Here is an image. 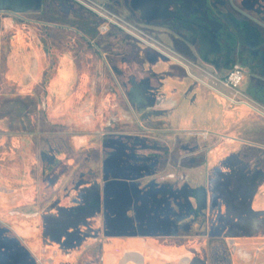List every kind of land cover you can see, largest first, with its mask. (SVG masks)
Listing matches in <instances>:
<instances>
[{"label": "rangeland", "instance_id": "obj_1", "mask_svg": "<svg viewBox=\"0 0 264 264\" xmlns=\"http://www.w3.org/2000/svg\"><path fill=\"white\" fill-rule=\"evenodd\" d=\"M54 3L63 15L72 11L73 3L83 9L74 0H56ZM23 16L31 19L37 17L21 14L3 17L11 20L12 28L8 30L11 31V48L20 51L19 54L11 53L8 56L6 71L21 78V82L23 78L26 80L23 84L10 77L12 82H6L2 80L5 78L4 71L0 73V81L5 86H13V83L15 85L13 90L10 87L6 90L10 99L2 106L7 97L1 96L0 90V264H82L98 258L97 249L112 239L105 223L101 222L96 240L84 241L79 247L71 248L72 250L66 246H58L50 238H44L45 218L53 219L58 216L54 212H46L60 203L69 204L73 191L83 186H93L99 192L104 187H109L120 198L121 191L129 182L134 183L140 190L148 185H154L157 189H177L181 185H187L191 187L194 195V191L204 187L208 179L212 180L208 189L210 192L216 191L221 180L226 183L225 189H229L230 177H217L215 170L225 166L227 171H231L233 166L236 169L234 175L238 174L235 180L237 187L247 183L253 188L250 197L254 192L258 193V198L264 196V190H261L264 187V173L244 167L243 155L246 149L242 143L220 144L216 140L210 142L209 136L214 138L213 131H208V136L204 138L205 131L199 127L170 133L177 139L172 142L167 141L169 134L162 130L147 128L145 131L133 123L137 113L134 112L132 116L121 107L114 108V100L119 95L116 98L109 95L108 80L102 81L104 95L101 101H105L106 105L96 104L99 99L92 92L85 95L75 94L78 69L71 61L70 55L73 53L68 48L58 47L54 43L45 46L46 50L40 46L36 50L38 67L33 61L34 68L31 67L24 77V71L32 66L34 49L38 47L36 37L32 34L38 27L32 25V21L24 22ZM118 18L114 20L123 28L100 22L99 37L102 44H106L115 34L118 37L123 36L122 30L129 28L124 22L123 14L118 15ZM115 28L118 31L114 32ZM23 29L30 32V38L22 34ZM70 34L80 40L79 35ZM65 39L67 41L68 38ZM127 41H130L129 38ZM24 43L30 48L28 52L23 48ZM131 43L137 45L133 40ZM172 66L176 68L175 65ZM248 72L249 69H245V75ZM43 75L46 79V98L41 91ZM214 80L209 79L207 82L212 84ZM241 85L239 90L242 92ZM38 96L46 104V117L41 110L43 104L39 103ZM11 97L19 99V102L13 103L12 108ZM34 99L38 102L37 106ZM249 99L251 100L250 97ZM249 99L248 102L259 108L258 103H252ZM227 105L228 101L220 102L222 108ZM18 118L22 121L16 126L14 123L19 122ZM200 119L196 115L193 122ZM215 148L217 149L214 150ZM213 151H216L215 155ZM87 152L92 154V161L84 160L86 155L88 157ZM229 154H236L235 164L238 167L230 165L229 159H225V155L228 157ZM114 156L115 162L111 163L110 159ZM193 171L194 175L191 174ZM208 173L210 177H207ZM183 195L182 193L180 198L184 200ZM100 198L99 195L96 198L98 207L93 216L95 221L100 220L104 212ZM140 199L141 196H134L131 205L134 207ZM2 201L8 202V206L3 207ZM131 205L125 208L127 213L133 210ZM92 211L90 208L76 210L74 215L75 218L83 219ZM68 218L71 219V215H67L66 219ZM86 219L91 220L92 216H86ZM211 220L210 216V224ZM22 222L27 225L32 222V234L17 236L18 226H22ZM184 223L182 221L178 225L183 231H187ZM192 225L201 229L204 223L195 221ZM197 229L192 237L182 235L175 240L185 242L194 237L193 240L196 241ZM234 242L239 244L237 239L229 243ZM257 242L259 245L250 247L255 248V263L261 264L264 261V250L260 252L258 248H262L264 242ZM59 248L63 256L67 252H70V256L62 260Z\"/></svg>", "mask_w": 264, "mask_h": 264}, {"label": "crops", "instance_id": "obj_2", "mask_svg": "<svg viewBox=\"0 0 264 264\" xmlns=\"http://www.w3.org/2000/svg\"><path fill=\"white\" fill-rule=\"evenodd\" d=\"M132 1L134 7L149 3L148 0ZM160 1L155 9L152 8L154 5L148 8L155 10L150 11L151 13L148 11L150 17H165L174 13L177 17L186 18V21L156 28L160 39L165 42L170 40L167 35L169 32L183 38L179 43L171 44L176 56L171 55L167 47H155L152 41L147 43L128 37L127 32L120 29L126 37L122 45L124 53L133 56L135 52L144 69L141 88L140 84H137L138 79L131 78L132 86L128 91L130 100L133 103L155 105L157 109L153 110L157 112L156 115L149 116L148 111L144 120L156 119L159 129L169 134L167 140L169 142L177 140L174 134L170 133L199 127L207 133L212 130L216 143L220 144L264 143V116L252 108L253 104L249 102V105L244 103L232 105L228 102L227 107L222 108L220 102H226V99L202 82L225 75L226 69L216 70L215 60L224 50L235 53L234 45L224 46L218 38V27L221 29L224 26L223 22L228 24L229 14L216 8L219 3H213L215 0H173L171 3H168V0ZM42 2L43 0H0V73L4 71L2 67L6 66L8 56L20 52L11 48L9 37L11 32L8 30L12 28V24L10 19H3L8 15L5 11L33 13L41 9ZM198 16H204L206 19L202 20ZM116 30L118 31L115 28L114 32ZM132 40L137 45L134 46ZM23 48H26L25 45ZM210 66L214 70H209L212 74L205 73L204 68L209 69ZM242 66L249 69L241 85L242 92L247 100L250 97L249 101L257 104L250 89L264 83V59L261 61L262 73L258 72L259 74L252 72L251 62ZM10 77L14 80L19 79L13 74ZM0 90L1 96L7 97L2 106L10 98L6 91L7 86L3 84ZM11 98L12 108L13 103L19 102V99ZM169 101H173L174 105L172 106ZM35 102L37 106L38 102L36 100ZM196 115L201 119L193 122ZM20 121L22 120L19 119V122L14 124L17 126ZM235 155L229 154L228 157L225 155V159H229L230 165L238 167L235 164L234 159H237ZM227 169L225 166L217 168L215 175L222 179L229 176L230 188L225 189L226 183L221 180L215 192L208 190L211 179L205 182L204 187L201 186L194 191V195L191 187L187 185H181L177 189H157L148 185L140 190L134 183L129 182L121 191L120 198L110 188L116 197L108 220L112 239L97 249L98 258L82 264H256L255 248L250 246L259 245L256 241L264 242V197L258 198L257 192L250 197L253 188L247 183L237 187L235 180L238 174L234 175L236 169L233 166L231 171ZM191 174L194 175L195 171ZM207 175L210 177L209 173ZM148 190L150 193L145 195V191ZM173 190L177 193V198L170 194ZM182 193L184 200L180 198ZM136 194L142 196L133 207L131 204ZM130 205L133 210L127 213L125 208ZM53 209L54 213L58 210L56 206ZM91 215L86 214L89 217ZM86 216L83 218L84 223H95L93 216L91 220H87ZM182 221L185 222L187 231L179 227L178 223ZM195 221L203 222V227L197 229L192 225ZM196 229L198 231L196 241L193 240L194 237L189 241L183 239L185 242L175 240L180 239L182 235L192 237ZM26 235L28 233L22 227L19 228L17 236ZM96 238L95 234L89 235L82 243ZM236 239L239 240V244L229 243ZM65 240L74 239L66 236ZM262 249L264 250V246L258 248V251L262 252ZM5 252L10 254L9 251ZM69 256L70 254L63 256V253H60L62 260ZM260 263L264 264V261Z\"/></svg>", "mask_w": 264, "mask_h": 264}, {"label": "flooded vegetation", "instance_id": "obj_3", "mask_svg": "<svg viewBox=\"0 0 264 264\" xmlns=\"http://www.w3.org/2000/svg\"><path fill=\"white\" fill-rule=\"evenodd\" d=\"M86 1L103 10L104 13L111 18H118V15L121 16L123 14L124 22L129 26L125 31L127 32V35H130L136 40H141L147 43L152 41L154 43H152V45L155 47H167L171 54L175 53L171 44L179 43L183 40L182 37L174 35L173 32L167 34L170 39L168 42L160 39V34L156 28L162 27L163 25H172L175 22L186 21V18L177 17L174 13H170L165 17H150V14L148 13L155 10H149L148 8L154 5L152 8L155 9L161 2L160 0H148V4H143L142 6L139 5L137 7H134V2L132 0H102L103 2H100V0ZM168 1V3H171L173 0ZM54 2H56V0H43L41 9L33 13L25 11H5V14L8 15L21 14L26 16H37L34 19L25 18L23 16L25 19L24 22L30 23L32 21V25L38 27L34 32L32 31L33 36L36 37L38 47L34 49L35 53L32 60V66H29V68L24 71V77L31 67L34 68L33 61L36 62V67H38L39 63L36 59V50H39L40 46L45 47L50 43H54L58 47L68 48L73 53L70 55L72 58L71 61L78 69L76 74L77 83L74 86L76 89L75 94L85 95L92 92L95 97L99 99L96 104L106 105L105 101H101L102 95H104L102 93V83L108 80L107 82L110 84L108 87L109 95L112 98H116L119 95V97L114 100L116 101L114 108L121 107L125 111H128L132 116L134 112L137 113L134 117L133 123L145 131L147 128L154 130L159 129V123L156 119L152 121L144 120L148 111H150L148 113L149 116L153 114L156 115L155 113L157 112L153 111L157 110L156 106H151L148 103H133L128 95V91L132 86L131 78H137V84H140L143 78L142 73L144 72V69L141 67V61L136 57L135 52L133 56L124 53L122 45L124 44V38L126 37L124 35L118 37V35L114 33L115 36L110 37L106 44H102L99 37V26L101 21L104 22L103 18L93 15L90 9L81 4L79 5H81L83 9H80L74 3L71 4L72 11L68 12L67 15H63ZM213 3H219V5L215 7L222 9L223 12L228 13L230 17V21L227 22L228 24L223 22L224 26L221 29L218 27V38L224 46L234 45L235 47V53L224 50L223 54H219L215 60L214 67L217 68L216 70L223 68L228 71L235 62L239 64L241 63L240 65L251 62L253 68L252 72L255 74H259L258 72L262 73L261 61L264 59V0H215ZM198 18L202 20L206 19L204 16H198ZM234 18L237 21H235ZM118 20L121 19L118 18ZM107 30H109V28ZM8 32L10 33L11 31ZM21 32L27 37L30 36V32L25 31L24 29L21 30ZM70 33L79 35L80 40L74 38ZM9 37H11V33ZM66 37L68 38L67 41L65 39ZM25 43L24 45L26 48L24 50L28 52L30 48L28 49ZM46 48L47 47H45V50ZM120 54H123L124 56L119 57L118 55ZM171 57L173 58V56ZM210 68H204V72L212 74V71L214 70ZM2 70H4L5 77L2 80L12 82V79L10 78L11 74L7 73L6 66L2 67ZM19 79L17 81H20ZM24 80L26 79L23 78V82H20L25 84ZM45 83L46 79L43 75L41 91L44 98L47 97ZM2 85L3 82L0 81V86ZM13 86H15L14 83ZM13 86L9 85L8 88L10 87V89L13 90ZM139 87L141 88V84ZM36 89L37 88H34V90ZM250 90L254 94L255 101L259 105L257 112L264 116V83H260L259 87H252ZM38 95L40 94L38 93ZM38 100L39 103H44L43 99L39 96ZM45 105L46 104L42 105L43 109L41 110L46 117ZM149 125H152V127H149ZM209 139L210 142L215 140L214 138H211V136H209ZM242 144L245 145L244 149H246L244 152L245 155H243L245 161V163H243L244 167L246 169H250L251 167L252 170H255L256 172L259 171L260 173H264V143L246 142ZM216 149L217 148L214 150ZM87 153L88 157L86 155L84 160L87 162L92 161V154L90 152ZM212 153L210 154L211 156ZM213 155H215V153ZM115 159V156L112 157L110 162H115ZM152 186L155 187L154 185ZM150 189H152V187ZM261 190H264V187ZM73 192L72 200L69 204L60 203L56 205L58 209L55 213L56 216L58 215L56 218H45L43 228L44 238H50L55 241L58 246H66L70 249L79 247L82 241L89 235L95 234L97 236L101 229L100 224L102 223H105L109 232L111 231L108 220L109 215L113 210L111 206L116 199L109 187H104L99 192L95 187L93 188V186H83L76 188ZM148 193H150V190L145 191V195ZM170 194H174L175 198L178 197L176 196V192L170 191ZM98 195L101 197V204L104 207L101 219L96 220L95 223L91 225L89 223H84L83 219H80L79 217L75 218L74 214L76 210L80 211L88 208L93 210L91 216H94L98 207V203L96 202ZM135 196L142 195L136 194ZM1 203H3V207L8 206V202L2 201ZM53 211L54 209L51 207L46 213H51ZM67 215H71V219H66ZM22 223V226L18 227H22L28 234H32V222L28 225L26 222ZM152 226L153 224L149 227L152 228ZM64 236L72 237L74 240H65ZM66 252L67 251H65V253ZM67 254H70V252H67Z\"/></svg>", "mask_w": 264, "mask_h": 264}, {"label": "built area", "instance_id": "obj_4", "mask_svg": "<svg viewBox=\"0 0 264 264\" xmlns=\"http://www.w3.org/2000/svg\"><path fill=\"white\" fill-rule=\"evenodd\" d=\"M74 1L90 9L92 12L97 14V16L103 18L104 22L107 23L108 25H116L118 27L123 28L116 20H114V18L109 17L104 13L103 10L93 6L86 0H74ZM169 56L171 57V55ZM244 76H245L244 68L242 67V65L235 62L232 64L230 69L225 73V75H223L222 77H217L212 84L208 83L207 81H202V82L206 84L208 87H210L212 90L217 92L219 95H221L230 104L234 105V104L244 103L249 105L248 100L244 97V94L239 90V87L244 80ZM169 102L172 106L174 105L173 101H169ZM252 108H254V110H258V108L254 106ZM203 136L204 138H206L208 136V133L204 132Z\"/></svg>", "mask_w": 264, "mask_h": 264}, {"label": "bare ground", "instance_id": "obj_5", "mask_svg": "<svg viewBox=\"0 0 264 264\" xmlns=\"http://www.w3.org/2000/svg\"><path fill=\"white\" fill-rule=\"evenodd\" d=\"M61 74V73H60ZM62 75V74H61ZM239 201V200H238ZM246 212V211H245Z\"/></svg>", "mask_w": 264, "mask_h": 264}]
</instances>
